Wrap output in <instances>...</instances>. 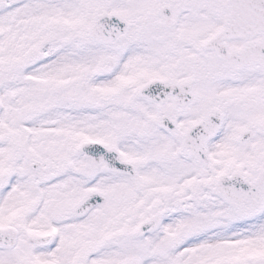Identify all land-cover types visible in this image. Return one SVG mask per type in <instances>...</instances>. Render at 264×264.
I'll list each match as a JSON object with an SVG mask.
<instances>
[{
  "label": "snow or ice",
  "instance_id": "1",
  "mask_svg": "<svg viewBox=\"0 0 264 264\" xmlns=\"http://www.w3.org/2000/svg\"><path fill=\"white\" fill-rule=\"evenodd\" d=\"M0 264H264V0H0Z\"/></svg>",
  "mask_w": 264,
  "mask_h": 264
}]
</instances>
